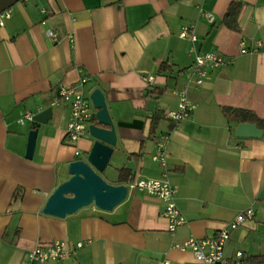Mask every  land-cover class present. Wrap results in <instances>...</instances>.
Wrapping results in <instances>:
<instances>
[{
    "label": "crops",
    "instance_id": "0c3cea01",
    "mask_svg": "<svg viewBox=\"0 0 264 264\" xmlns=\"http://www.w3.org/2000/svg\"><path fill=\"white\" fill-rule=\"evenodd\" d=\"M232 4L240 6L234 27L224 22ZM9 9L0 26V264H195L178 246L213 237L248 208L253 216L230 233L224 256L233 260L241 251L247 264L264 256V126H257L261 138L236 137L238 123L223 112L248 110L264 122V0H19ZM187 25L196 33L193 44L179 37ZM241 42L246 54L239 53ZM210 51L232 63L210 70L200 88L187 91L194 108L176 124L165 116L177 110L175 92L195 53ZM84 75L89 96L103 93L115 127L116 147L101 176L118 185V170L128 167L134 179L121 183L128 194L113 210L89 205L58 218L42 209L69 178L68 164L85 159L94 139L87 133L70 144L68 108L51 102L61 86ZM46 109L44 123L18 122L26 112ZM30 131L36 138L27 158ZM161 135L169 137L168 178L186 219L174 232L163 203L129 187L161 178L152 159ZM61 241L83 246L67 261L28 260L35 247Z\"/></svg>",
    "mask_w": 264,
    "mask_h": 264
},
{
    "label": "built area",
    "instance_id": "2783aa9c",
    "mask_svg": "<svg viewBox=\"0 0 264 264\" xmlns=\"http://www.w3.org/2000/svg\"><path fill=\"white\" fill-rule=\"evenodd\" d=\"M202 16L208 22L213 21V15L210 12H202ZM9 17L10 9L1 12L0 26H3L4 21ZM48 37L51 41H56L57 38L54 32H48ZM179 37L189 40L192 44L195 43L196 33L194 27L192 25L184 26L179 33ZM255 44L258 43L256 42ZM192 50L194 51L193 47ZM248 51L245 43L241 42L239 45V53L246 54ZM230 63H232L230 57H225L216 52H196L192 66L185 73L184 86L175 92L179 99L177 110L167 111L165 116L176 124L187 119L194 108V104L187 98V91L189 89L196 90L200 88L210 70ZM89 80V77L84 75L74 84L61 86L51 102V106L60 104L67 106L69 114L65 134L67 141L75 146L88 133L89 125L95 120V111L92 107L89 93L86 91ZM153 80L154 78L152 76H146L144 78V81L149 85L152 84ZM32 117L31 113L26 112L18 122L23 124L25 121H32ZM168 138V135H161L155 140L157 151L152 157L162 168L161 178L141 179L132 183L129 187L138 189L159 199L163 203L162 215L167 219L168 231L174 232L186 222V219L176 205V188L168 178L166 153ZM80 154V150L75 147L74 156L77 157ZM252 216L253 209L248 208L238 214L233 221L227 223L222 229L217 231L213 237L204 239L189 238L179 245L178 248L181 250H189L194 256L195 264H247L248 260L241 251L235 253L233 260L226 258L224 256V247L230 238V233ZM82 246V242L69 244L61 241L56 242L51 247H35L28 253V260L31 262L67 261ZM159 264L169 263L162 262Z\"/></svg>",
    "mask_w": 264,
    "mask_h": 264
},
{
    "label": "water",
    "instance_id": "95a60500",
    "mask_svg": "<svg viewBox=\"0 0 264 264\" xmlns=\"http://www.w3.org/2000/svg\"><path fill=\"white\" fill-rule=\"evenodd\" d=\"M19 0H0V13L9 9ZM91 103L96 110L95 122L88 127V134L94 142L85 159H78L68 164L69 178L59 184L48 197L42 213L63 218L80 209L93 205L111 211L118 206L128 194V187L108 183L102 176L116 147V133L108 113L105 98L100 90L90 94ZM50 109L32 117L35 122L44 123L50 115ZM236 137L261 138L262 131L256 124L239 123L235 127ZM36 131L28 134L26 157L31 158L35 145Z\"/></svg>",
    "mask_w": 264,
    "mask_h": 264
},
{
    "label": "trees",
    "instance_id": "16d2710c",
    "mask_svg": "<svg viewBox=\"0 0 264 264\" xmlns=\"http://www.w3.org/2000/svg\"><path fill=\"white\" fill-rule=\"evenodd\" d=\"M240 12V6L237 4H232L225 17L224 22L230 27H234L236 25V19ZM168 66L166 64H162L160 66V72L166 71ZM157 97L162 94L163 90L155 91ZM224 114L227 116L228 120L233 123H253L262 128L264 126V122L258 119L255 114L248 110L243 109H230L224 108ZM133 173L132 170L128 167H122L118 170V185L121 183H127L133 181ZM251 263L254 264H263L264 263V256L254 257L250 260Z\"/></svg>",
    "mask_w": 264,
    "mask_h": 264
}]
</instances>
